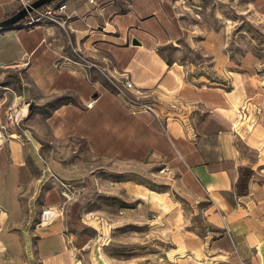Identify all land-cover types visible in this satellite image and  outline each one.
Returning a JSON list of instances; mask_svg holds the SVG:
<instances>
[{
  "label": "crops",
  "instance_id": "1",
  "mask_svg": "<svg viewBox=\"0 0 264 264\" xmlns=\"http://www.w3.org/2000/svg\"><path fill=\"white\" fill-rule=\"evenodd\" d=\"M62 1L70 15L65 28H0V257L68 264L52 228L30 227L23 205L46 178L37 171L38 145L72 134L94 157L160 161L187 194L211 200L208 219L226 243L216 257L264 264V127L238 133L229 112L233 89L197 85L168 53L194 39L175 1ZM21 7L0 0V20ZM120 71L154 101L158 116L132 113L115 95L106 75ZM10 110L20 113L16 126L7 123ZM50 185L42 187V207L51 202Z\"/></svg>",
  "mask_w": 264,
  "mask_h": 264
},
{
  "label": "rangeland",
  "instance_id": "2",
  "mask_svg": "<svg viewBox=\"0 0 264 264\" xmlns=\"http://www.w3.org/2000/svg\"><path fill=\"white\" fill-rule=\"evenodd\" d=\"M174 1L194 39L190 46H169L168 53L197 85L233 89L229 112L238 133L264 127V0ZM38 146L37 171L46 178L25 196L23 217L37 227L42 187L52 184L48 204L60 212L42 226L52 228L68 264L233 263L216 257L226 243L208 219L211 200L187 194L160 161L94 157L72 134ZM58 180L69 184L67 198ZM28 259L43 264L39 256L0 257V263Z\"/></svg>",
  "mask_w": 264,
  "mask_h": 264
},
{
  "label": "built area",
  "instance_id": "3",
  "mask_svg": "<svg viewBox=\"0 0 264 264\" xmlns=\"http://www.w3.org/2000/svg\"><path fill=\"white\" fill-rule=\"evenodd\" d=\"M22 5H25L29 0H20ZM93 2V0H88ZM66 4L62 0L51 2L44 5L42 8L33 10V13L28 17V20L23 22L27 28L39 23L52 22L58 26L65 28L70 20V15L65 12ZM76 55L84 60L89 65H95L93 62L85 60L82 56L76 53ZM110 82L115 95L124 103V105L132 112H149L158 116L156 113V106L153 100L146 99L147 96L140 94L139 91L135 90L130 74L127 71H120L117 75L108 74L106 75ZM95 99H91L86 103V107H90L94 103ZM21 119L18 111L12 112L11 110L6 114V120L8 124L18 125ZM6 126H4L5 129ZM59 192L63 198H67L70 194L69 184L58 180ZM57 206H44L39 213L38 225L48 224L56 215L54 210ZM60 210V209H59Z\"/></svg>",
  "mask_w": 264,
  "mask_h": 264
},
{
  "label": "water",
  "instance_id": "4",
  "mask_svg": "<svg viewBox=\"0 0 264 264\" xmlns=\"http://www.w3.org/2000/svg\"><path fill=\"white\" fill-rule=\"evenodd\" d=\"M53 0H29L22 5L14 14L0 20V28L18 24V21L24 19L32 10L38 9L42 5L51 3Z\"/></svg>",
  "mask_w": 264,
  "mask_h": 264
},
{
  "label": "trees",
  "instance_id": "5",
  "mask_svg": "<svg viewBox=\"0 0 264 264\" xmlns=\"http://www.w3.org/2000/svg\"><path fill=\"white\" fill-rule=\"evenodd\" d=\"M54 1H56V0H53L52 2H54ZM42 7H44V5L40 6L39 9L42 8ZM32 13H33V10H32L29 14H27L26 17H25L24 19L18 21V23H22V22L27 21V20H28V17H29Z\"/></svg>",
  "mask_w": 264,
  "mask_h": 264
},
{
  "label": "bare ground",
  "instance_id": "6",
  "mask_svg": "<svg viewBox=\"0 0 264 264\" xmlns=\"http://www.w3.org/2000/svg\"><path fill=\"white\" fill-rule=\"evenodd\" d=\"M217 202H218V204L221 205V203H220V201H219L218 199H217ZM54 208H55V210H54V214H55V215L59 214L60 210L57 209L56 207H54Z\"/></svg>",
  "mask_w": 264,
  "mask_h": 264
}]
</instances>
